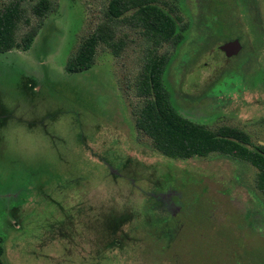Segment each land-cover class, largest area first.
<instances>
[{"label":"rangeland","instance_id":"1","mask_svg":"<svg viewBox=\"0 0 264 264\" xmlns=\"http://www.w3.org/2000/svg\"><path fill=\"white\" fill-rule=\"evenodd\" d=\"M38 1L17 29L20 47L0 52L3 260L264 264L258 169L218 152L168 158L137 126L145 62L165 54L164 82L183 116L264 144V0L153 2L182 35L158 46L134 19L138 7L111 21V0H50L38 17ZM106 23L119 53L101 43L89 70L69 73L81 43ZM235 38L243 48L228 58L219 46Z\"/></svg>","mask_w":264,"mask_h":264},{"label":"trees","instance_id":"2","mask_svg":"<svg viewBox=\"0 0 264 264\" xmlns=\"http://www.w3.org/2000/svg\"><path fill=\"white\" fill-rule=\"evenodd\" d=\"M28 1L9 0L0 9V52L20 47L16 33L21 22H29ZM156 1L158 0H111L108 7L109 19L117 21L126 12L138 7L134 19L142 23L157 46L175 37L182 38L177 33L174 18L157 3H153ZM49 10L50 0H39L32 5V11L38 17H44ZM114 28L109 23L98 26L70 58L66 70L69 73L89 70L101 43L113 47L118 54L121 45L114 42ZM32 42L33 35H25L22 48L30 49ZM167 60L165 54H150L147 57L137 90L138 95L145 99L138 113V128L153 139L156 148L163 155L171 159L187 160L218 152L250 162L258 169L257 186L264 194V144H254L251 135L239 127L222 125L213 130L183 116L174 106L164 82ZM44 128L47 130L46 126ZM3 254L4 247L0 238V264H7L3 260Z\"/></svg>","mask_w":264,"mask_h":264},{"label":"water","instance_id":"3","mask_svg":"<svg viewBox=\"0 0 264 264\" xmlns=\"http://www.w3.org/2000/svg\"><path fill=\"white\" fill-rule=\"evenodd\" d=\"M219 48L225 53L226 57L230 58L238 55L241 52L243 45L239 38H235L224 42L219 46Z\"/></svg>","mask_w":264,"mask_h":264},{"label":"flooded vegetation","instance_id":"4","mask_svg":"<svg viewBox=\"0 0 264 264\" xmlns=\"http://www.w3.org/2000/svg\"><path fill=\"white\" fill-rule=\"evenodd\" d=\"M3 109H5V108H3ZM8 123V122H7Z\"/></svg>","mask_w":264,"mask_h":264}]
</instances>
